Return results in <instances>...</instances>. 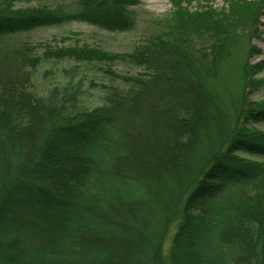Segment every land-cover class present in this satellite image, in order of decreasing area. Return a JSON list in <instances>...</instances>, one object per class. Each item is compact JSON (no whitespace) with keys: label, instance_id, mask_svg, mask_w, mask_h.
<instances>
[{"label":"trees","instance_id":"16d2710c","mask_svg":"<svg viewBox=\"0 0 264 264\" xmlns=\"http://www.w3.org/2000/svg\"><path fill=\"white\" fill-rule=\"evenodd\" d=\"M192 1L171 0L158 31L131 52L86 43L0 50V264H264V131L255 127L264 101L242 92L228 103L213 83L237 32L259 33L264 0L221 9L202 0L197 10ZM14 2L0 0V38L73 21L131 32L140 5ZM64 59L104 67L101 105L35 93L40 62ZM119 63L139 72L121 74ZM263 70L264 61L246 62V88L264 89ZM142 145L153 174L138 169ZM165 169L183 183L173 202ZM160 188L172 196L166 205Z\"/></svg>","mask_w":264,"mask_h":264},{"label":"rangeland","instance_id":"374dc122","mask_svg":"<svg viewBox=\"0 0 264 264\" xmlns=\"http://www.w3.org/2000/svg\"><path fill=\"white\" fill-rule=\"evenodd\" d=\"M226 2L227 0H213L214 7L217 9L226 7ZM73 3L74 0H15L14 9L34 8L37 5H65L68 9L74 10ZM205 4H207V1L193 0L190 2V8L191 10H197L200 5ZM133 9L137 13V25L131 32L109 33L87 23L73 21L62 26L43 28L26 34L9 35L0 38V50L14 49L28 43L29 45L36 46L40 50L39 52L42 53V49H45V45L47 44L50 46L58 44L59 47H68L77 44L84 45L86 43L103 47L112 52H131L137 45L145 42L151 34L158 31L161 22L170 13L172 4L171 0H140V5ZM259 21V33L255 32L252 34L247 29L237 32V37L232 47L229 48V51L225 55L224 64L221 67L220 73L213 80L218 90L219 83L222 85L223 92L221 89L220 92L224 96L223 99L228 103L230 99L236 100L242 92L246 93L245 96L249 101H264V89L251 91L250 88H246L243 71L246 62L256 64L264 61V10H262ZM253 48L257 52H251ZM103 68L101 64L80 62L71 59L42 61L33 76V89L36 94L44 97H56L59 100L61 98H71L73 100L74 98L77 103L82 104V107L91 109L102 104L104 95L102 86L108 85L110 82L108 77L104 76L102 72ZM113 69L118 70L121 74L132 75L139 72L138 68L120 63L114 66ZM258 77L264 79V70ZM226 88H228V93L225 94ZM255 127L264 131V124H256ZM159 141H161L159 143H162V139ZM142 142L146 143L147 141L142 140ZM143 145L139 150L142 159L152 154L150 148L147 150L146 146L144 147ZM158 155L160 157L162 156L160 152ZM143 160H141L142 164H145L146 168L148 166L146 164L149 163L146 159ZM16 161V159L12 161L11 159L8 160L10 170L12 165H14L13 162L15 163ZM145 168L138 169L151 174L154 173L151 169L146 168V170ZM6 169L9 170L7 167ZM159 171H156V173L158 174ZM165 173L168 175V178L163 177L161 179H163V185L165 184L166 192L168 194H170V191L174 192L173 202L176 194L180 192L183 183L181 182L179 174L175 173L174 177H172L168 174L167 169H165ZM168 194L164 196L160 188L159 200L163 201L165 205L168 203L167 200H171L172 197ZM174 231L175 227L171 228L166 239V248L172 240ZM32 240L35 241V239ZM127 262H130V260ZM112 264L116 263L112 262Z\"/></svg>","mask_w":264,"mask_h":264}]
</instances>
